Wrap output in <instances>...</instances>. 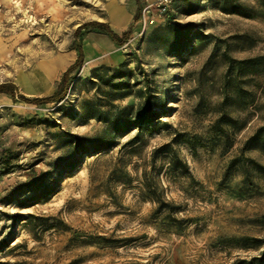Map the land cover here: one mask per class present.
Returning <instances> with one entry per match:
<instances>
[{
    "label": "rangeland",
    "instance_id": "1",
    "mask_svg": "<svg viewBox=\"0 0 264 264\" xmlns=\"http://www.w3.org/2000/svg\"><path fill=\"white\" fill-rule=\"evenodd\" d=\"M139 2L0 0V83L85 53L0 96V264H264V0Z\"/></svg>",
    "mask_w": 264,
    "mask_h": 264
},
{
    "label": "trees",
    "instance_id": "2",
    "mask_svg": "<svg viewBox=\"0 0 264 264\" xmlns=\"http://www.w3.org/2000/svg\"><path fill=\"white\" fill-rule=\"evenodd\" d=\"M138 3V9L137 12L134 16L135 21H140L141 20V16H142V5L139 2V0H137ZM87 27H94V28H98L100 31H102L103 33L111 36L113 38V40L115 41H121L122 37L118 36L117 34H114L112 31V27L108 22L105 21H89V22H85L83 24H81L77 30L75 31V35L78 37L80 36L81 32L83 29L87 28ZM77 49V54H78V58L76 59V61L74 63H72L71 65H69L66 69H65V73L63 74L61 81L58 84V88L49 96L46 97H33L30 98L28 96H26L25 94L21 93L19 91V88L17 86V84L13 83V82H1L0 83V95L1 94H8L11 95L14 99L16 98H20L23 101L29 102V103H37V104H42V103H50V102H58L63 100L66 97V94L68 93L69 89H70V85L73 79V74H75V72L79 71V69L81 68V66L84 63L85 60V53L83 51V47L82 45H78L76 47ZM146 106H147V111L149 113V118H151L152 120L155 119L156 117V112L153 109V101H151V93L148 92V95L146 97ZM9 149H5V151H8Z\"/></svg>",
    "mask_w": 264,
    "mask_h": 264
},
{
    "label": "built area",
    "instance_id": "3",
    "mask_svg": "<svg viewBox=\"0 0 264 264\" xmlns=\"http://www.w3.org/2000/svg\"><path fill=\"white\" fill-rule=\"evenodd\" d=\"M159 10L161 12H167L172 4V0H158Z\"/></svg>",
    "mask_w": 264,
    "mask_h": 264
},
{
    "label": "crops",
    "instance_id": "4",
    "mask_svg": "<svg viewBox=\"0 0 264 264\" xmlns=\"http://www.w3.org/2000/svg\"><path fill=\"white\" fill-rule=\"evenodd\" d=\"M0 96H3L5 99L8 98V94H1ZM4 99V100H5ZM7 100V99H6Z\"/></svg>",
    "mask_w": 264,
    "mask_h": 264
},
{
    "label": "bare ground",
    "instance_id": "5",
    "mask_svg": "<svg viewBox=\"0 0 264 264\" xmlns=\"http://www.w3.org/2000/svg\"><path fill=\"white\" fill-rule=\"evenodd\" d=\"M92 2H94L95 0H91Z\"/></svg>",
    "mask_w": 264,
    "mask_h": 264
}]
</instances>
